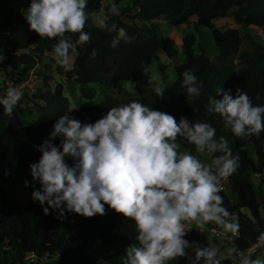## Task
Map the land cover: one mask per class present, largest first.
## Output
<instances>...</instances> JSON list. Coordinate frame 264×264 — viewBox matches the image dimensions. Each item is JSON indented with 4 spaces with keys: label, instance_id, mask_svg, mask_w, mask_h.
<instances>
[{
    "label": "trees",
    "instance_id": "1",
    "mask_svg": "<svg viewBox=\"0 0 264 264\" xmlns=\"http://www.w3.org/2000/svg\"><path fill=\"white\" fill-rule=\"evenodd\" d=\"M104 1L107 0H88L86 14L102 8L104 14H108L113 2L118 6L120 3V0H114L103 6ZM30 3L31 0H0L8 30L0 32V52L6 56L0 63V75L14 83L26 79L31 71L43 76L36 70L44 55L53 53V46L59 39L40 37L29 28L21 12L26 11ZM119 13L112 15L109 24L115 22L125 28L132 37L130 42L121 40L117 47H112L116 33L94 26L88 17L84 31L90 33V41L78 45L74 52L70 50L74 60L69 77L79 86L82 98L93 99L96 95V89H85L87 86L113 90L125 81H148L153 61L162 77L164 68L156 58L158 51L169 60L178 58L173 39L161 36L154 25L139 26L136 22L150 24L158 21L179 28L192 19L195 29L204 28L211 32L217 50L213 61H195L184 52V62L190 65L186 70H191L202 82L200 95L189 96L181 74L171 86L163 89V97L157 96L156 92L123 99L107 95L92 107L72 110L71 115L83 123H94L110 108L138 100L154 110L173 115L177 122L184 116L190 123L212 124L216 128V139L226 138L233 154L239 156L237 171L226 179L219 194L224 199V206L239 219V233L234 238L231 235V245L234 242L244 252L264 230V192L242 180L240 174L252 172L264 183V131L246 138L237 137L230 127H226L224 118L209 113L207 106L209 98L215 97L221 87L224 91L230 89V95H235L236 89L241 88L251 97L254 106L264 105V45L251 41V50L240 52L237 41L240 31L236 28L220 31L215 26L216 20L233 17L238 26H253L264 33V0H131V6L119 7ZM76 36L78 34H65V38H73V42ZM43 79L44 82L50 81L45 76ZM64 90L65 85L59 83L43 97L44 106L24 127L22 134L15 131L0 106V253L9 254L10 264H101L89 258L90 251L97 244L115 251L106 254L103 261L117 264L118 258L126 254V248L136 243L135 221L108 206L103 216L84 217L68 213L63 220L57 219L54 212L45 214L39 202L5 206V193L25 189V181L32 179L29 165L42 155L34 145L41 144L53 130L56 119L70 110ZM216 98L222 99V95ZM18 107L15 108L19 110ZM55 142L59 143V139ZM177 142L181 146L179 151H189L201 159V153H197L195 146L187 140L178 137ZM186 231L185 238L192 246L186 249L187 257L179 258V264H189L195 257V249L206 247L194 245L192 230ZM29 257L31 262H28ZM237 262L229 259L223 260L222 264Z\"/></svg>",
    "mask_w": 264,
    "mask_h": 264
},
{
    "label": "clouds",
    "instance_id": "2",
    "mask_svg": "<svg viewBox=\"0 0 264 264\" xmlns=\"http://www.w3.org/2000/svg\"><path fill=\"white\" fill-rule=\"evenodd\" d=\"M87 4L88 0H31L24 12L29 28L40 37L59 38L53 54L60 66L71 67L70 50L90 41V33L84 31L89 19ZM119 14V6L113 2L108 14L96 20L100 28L116 33L112 47L132 39L125 28L109 24L112 15ZM66 33L78 34L75 42L65 38ZM95 54L94 50L93 57ZM5 59L0 52V63ZM182 76L189 96H199L202 82L198 77L191 70ZM154 90L159 97L165 95L159 86ZM230 91L218 89L209 98L207 111L223 117L237 137L264 131V105L254 106L241 88L235 95ZM220 95L222 99H217ZM22 97L20 89L9 87L0 96V106L11 114ZM72 110L59 116L49 136L34 145L42 155L29 165L32 180L39 185L34 187L32 199L45 214L54 212L60 220L68 213L103 216L108 206L131 218L136 243L126 248L121 264H179L192 246L185 237L186 224L193 221L201 232L214 222L233 238L238 235L239 219L224 206L219 193L221 180L237 171L239 156L233 154L226 138L216 139L212 124L190 123L184 116L177 122L173 115L138 100L110 108L94 123H83L71 115ZM178 137L194 145L197 153L211 156V162L179 151ZM257 239L264 242V232ZM220 252L219 247L197 248L189 264H222L226 257ZM227 255L238 264H264V259L245 255L234 242Z\"/></svg>",
    "mask_w": 264,
    "mask_h": 264
},
{
    "label": "rangeland",
    "instance_id": "3",
    "mask_svg": "<svg viewBox=\"0 0 264 264\" xmlns=\"http://www.w3.org/2000/svg\"><path fill=\"white\" fill-rule=\"evenodd\" d=\"M114 0L104 1L103 6L112 3ZM131 6V0H120L119 7L121 9H126ZM22 11L21 14L24 15ZM104 15L103 8L98 12H91L88 17L91 19L94 26H98L96 23L97 17ZM6 14L0 7V32H7V27L5 25ZM192 19L187 25L179 28H174L168 26L165 23L158 21L152 23H138L137 25H154L158 28L161 36L169 37L174 40L177 45L178 58L175 60H169L161 51L156 53V58L159 63L164 68V75L161 77L157 71L155 61L152 62L150 68V77L148 81H125L119 84L116 89L105 90L97 85L87 86L85 89H90L91 87L96 89V95L93 99H84L80 95V88L72 82L69 77V72L72 68L74 57L71 56V67L60 66L56 63L53 53H46L42 59V63L38 66L36 72H41L43 76H39L42 79V83H36V91L34 95H25L21 101L18 103L19 110L14 109L13 113L8 114V121L12 123L15 131L21 134V131L26 125L32 122V117L39 114L40 109L44 106L43 97L52 92L54 87L62 83L65 85L64 96L68 99L70 109H81L92 107L102 101V99L110 95L117 99H123L126 97L139 98L144 97L150 93L155 92V87L159 86L163 89L171 86L175 80L180 76L190 65L185 64L184 52H187L195 61H213L217 50L213 43L211 32L207 29L200 28L195 29L193 27ZM215 26L220 31H225L227 29L236 28L240 31V36L237 41L240 44V52H246L251 50V41L258 42L264 45V33L262 29L253 26H238L235 23L233 17L226 19H220L215 21ZM47 68V69H45ZM45 78H49L50 81L44 82ZM6 79L0 75V88L4 86ZM16 106V107H17ZM22 112V113H20ZM217 154V153H216ZM215 154V155H216ZM212 157L207 153H201V161L204 163H210ZM240 178L247 181L255 189L259 188L264 192V183H261V178L252 172H245L240 174ZM226 179L221 180L220 186L225 183ZM35 188H38L37 184L33 182L32 179L29 181V186L25 189L7 191L5 193V206H11L12 203L16 204H27L32 203V192ZM1 207V199H0ZM192 230V243L196 246H206V247H219L220 254L225 256L224 260L231 259L227 255V249L231 246L232 238L230 233H225L223 229L218 225H213L212 223L207 224L205 230H201L196 226L193 221L191 224H186V230ZM113 251L110 248H105L97 244L89 253V258L100 262L101 264H109L103 261V257L106 254H111ZM125 255V254H124ZM121 255L117 264H121ZM259 257L264 259L263 253H257L252 258ZM32 258H28V262H31ZM0 264H10L9 254L0 253Z\"/></svg>",
    "mask_w": 264,
    "mask_h": 264
},
{
    "label": "built area",
    "instance_id": "4",
    "mask_svg": "<svg viewBox=\"0 0 264 264\" xmlns=\"http://www.w3.org/2000/svg\"><path fill=\"white\" fill-rule=\"evenodd\" d=\"M42 83V79L39 78L34 71H31L29 73V75L27 76L26 79H24L23 81L19 82V83H14V82H10L8 80H6L4 86H2L0 88V96H4L6 94V90L9 87H16L18 89H20L23 92V97L25 95H34L35 91H36V83ZM22 97V98H23ZM224 183L223 185H221V188L223 189L224 187ZM264 232V230H263ZM232 235V234H231ZM257 253H263L264 254V242H260L258 239L251 243L249 245V247L244 251L245 255H250L251 257L254 256ZM234 264H238L234 263Z\"/></svg>",
    "mask_w": 264,
    "mask_h": 264
},
{
    "label": "crops",
    "instance_id": "5",
    "mask_svg": "<svg viewBox=\"0 0 264 264\" xmlns=\"http://www.w3.org/2000/svg\"><path fill=\"white\" fill-rule=\"evenodd\" d=\"M23 130L21 131V134H22Z\"/></svg>",
    "mask_w": 264,
    "mask_h": 264
}]
</instances>
